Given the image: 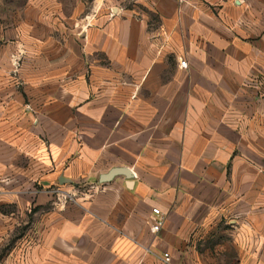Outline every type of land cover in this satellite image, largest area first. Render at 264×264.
<instances>
[{
  "label": "crops",
  "instance_id": "crops-1",
  "mask_svg": "<svg viewBox=\"0 0 264 264\" xmlns=\"http://www.w3.org/2000/svg\"><path fill=\"white\" fill-rule=\"evenodd\" d=\"M28 4L32 100L0 82V205L43 208L45 263L264 264V0ZM116 168L130 178L99 183Z\"/></svg>",
  "mask_w": 264,
  "mask_h": 264
},
{
  "label": "rangeland",
  "instance_id": "rangeland-1",
  "mask_svg": "<svg viewBox=\"0 0 264 264\" xmlns=\"http://www.w3.org/2000/svg\"><path fill=\"white\" fill-rule=\"evenodd\" d=\"M16 8H19L21 12L20 26L12 27L9 23L0 22V61L6 65L4 59H7V55L12 53V30L14 28L21 35L19 47L16 49L19 57L15 55L16 58H12V56L9 58L14 69L10 74L0 75V79L2 77L0 82L15 84V92L20 93L22 99L27 102L32 100L30 97L32 91L26 88V85L32 81V73L23 72L18 67L24 64L26 66L30 62V60L28 61V58H30L28 55L32 57V48L35 44L32 42V4L29 5L28 0H0V21L11 19ZM43 26H38V31L45 28ZM59 29L58 27L57 30ZM55 30L53 29L54 33ZM29 107L27 103L24 105V108ZM22 162L27 163L24 160ZM5 180V183L11 181L8 178ZM25 182L27 183V180ZM12 187L14 186H4L5 190ZM28 189L27 185L21 186L22 199L24 196H26L25 199L28 197V195H25ZM30 196L32 200V194ZM53 197L56 200L52 203H61L59 193L53 192ZM31 200H21L15 203L6 202L0 205V264H46L45 260L40 257V248L35 249L41 243L39 225L44 222V210L42 207L33 208ZM73 200V196H68L66 200H63V203Z\"/></svg>",
  "mask_w": 264,
  "mask_h": 264
},
{
  "label": "built area",
  "instance_id": "built-area-1",
  "mask_svg": "<svg viewBox=\"0 0 264 264\" xmlns=\"http://www.w3.org/2000/svg\"><path fill=\"white\" fill-rule=\"evenodd\" d=\"M180 66L182 68H186L187 64H186V61L185 60H181L180 61ZM55 192V191H54ZM57 192V191H56ZM68 197V195H63V198L66 200ZM149 222H150V231L151 233L155 234L159 231V229L161 228L162 224H163V216L162 214L160 213L159 209L157 208H153L152 211H151V216L149 218ZM164 259L166 261H168L169 257H168V254H164L163 255Z\"/></svg>",
  "mask_w": 264,
  "mask_h": 264
},
{
  "label": "water",
  "instance_id": "water-1",
  "mask_svg": "<svg viewBox=\"0 0 264 264\" xmlns=\"http://www.w3.org/2000/svg\"><path fill=\"white\" fill-rule=\"evenodd\" d=\"M116 175H124L130 178L129 170L126 168H116L109 171L107 174L101 175L99 178V183H107L111 181Z\"/></svg>",
  "mask_w": 264,
  "mask_h": 264
}]
</instances>
